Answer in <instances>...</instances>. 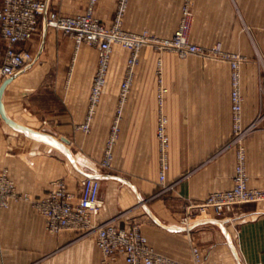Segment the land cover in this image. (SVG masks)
I'll return each instance as SVG.
<instances>
[{
  "label": "crops",
  "instance_id": "crops-1",
  "mask_svg": "<svg viewBox=\"0 0 264 264\" xmlns=\"http://www.w3.org/2000/svg\"><path fill=\"white\" fill-rule=\"evenodd\" d=\"M38 34L23 48L33 61L0 85V174L7 170L17 191L33 199L64 181L78 196L85 178L101 183L100 223L138 226L156 252L188 262L193 247L204 264H264V201L247 204L230 220L189 210L213 193L233 187L236 149L231 110V66L192 55L147 47L140 53L126 103L120 105L124 51L114 47L101 103L85 133L98 51L77 49L73 39L49 27L51 12L73 17L88 0H45ZM186 0H131L122 29L153 39L172 37ZM117 0H99L96 16L114 23ZM191 42L246 58L241 66L243 124L264 113V0H194ZM0 63L4 43L0 42ZM125 62V61H124ZM161 70L162 82L158 72ZM168 117L172 191L159 196L157 139L160 89ZM118 119L110 169H102L106 144ZM249 187L264 191V124L246 141ZM189 217L190 225L183 224ZM0 264H127L105 261L94 239L74 232L51 234L31 202H12L0 211Z\"/></svg>",
  "mask_w": 264,
  "mask_h": 264
},
{
  "label": "built area",
  "instance_id": "built-area-1",
  "mask_svg": "<svg viewBox=\"0 0 264 264\" xmlns=\"http://www.w3.org/2000/svg\"><path fill=\"white\" fill-rule=\"evenodd\" d=\"M131 0H117L114 23L104 25L96 16L99 0H88L87 9L80 15L63 16L59 12L48 15V25L74 40L77 49L88 45L98 51V66L93 79L85 123L79 127L85 133L91 131V125L101 103L107 83L114 47H120L126 59L123 80L120 84V105L123 106L131 92L135 70L139 65L140 53L150 47L159 53H174L181 60L195 55L202 59H211L229 63L231 66V110L233 139L228 148L236 149V166L233 187L228 191L209 195L204 203L190 205L189 210H199L201 214L230 220L231 216L244 205L264 201V191L249 187L250 177L247 170L246 141L264 124V113H260L249 126L243 124V105L241 66L246 58L239 54L222 51L220 47L204 48L191 42L194 22L193 2L186 0L182 9V18L175 34L170 38L153 39L144 33L135 35L122 29V21ZM47 12L45 0H2L0 2V40L4 43L0 76L2 79L15 77L25 66L33 61L32 54L23 46L38 34L41 19ZM264 64V62H263ZM264 68V67H263ZM162 82L161 70L158 72ZM261 86L264 88V72ZM168 91L161 87L159 103L161 112L158 119L157 139L159 142L160 183L159 196L172 191L174 184H167L170 169V139L167 133L168 117L163 112L165 95ZM118 119L112 128L106 144L102 169H110L113 162V150L118 138ZM101 183L96 179L85 178L79 185L78 196L69 191L64 181H56L49 194L33 199L17 191L15 182L5 170L0 174V211L8 209L12 202L28 201L46 220L47 231L61 234L67 231L77 233L81 238H92L110 263L123 258L127 264H204L201 251L193 247L188 262L167 257L155 251L138 226L132 229L117 228L111 222L100 223L98 218L104 208L101 198ZM183 224L190 225L189 217Z\"/></svg>",
  "mask_w": 264,
  "mask_h": 264
},
{
  "label": "rangeland",
  "instance_id": "rangeland-1",
  "mask_svg": "<svg viewBox=\"0 0 264 264\" xmlns=\"http://www.w3.org/2000/svg\"><path fill=\"white\" fill-rule=\"evenodd\" d=\"M1 1H2V0H0V2H1ZM0 49H1V46H0ZM124 54H127V53L124 52ZM123 59H124V60H123V63L125 64L124 61H125V59H126V56L123 57ZM3 80H5V79H2L1 76H0V85H1V82H2ZM210 215H211L212 217H216V216L214 215L213 212H211Z\"/></svg>",
  "mask_w": 264,
  "mask_h": 264
},
{
  "label": "trees",
  "instance_id": "trees-1",
  "mask_svg": "<svg viewBox=\"0 0 264 264\" xmlns=\"http://www.w3.org/2000/svg\"><path fill=\"white\" fill-rule=\"evenodd\" d=\"M0 42H1V40H0Z\"/></svg>",
  "mask_w": 264,
  "mask_h": 264
}]
</instances>
